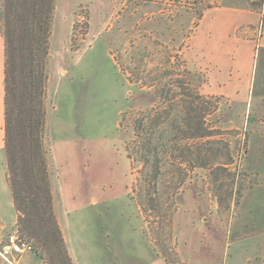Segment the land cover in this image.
Masks as SVG:
<instances>
[{
    "label": "rangeland",
    "instance_id": "1",
    "mask_svg": "<svg viewBox=\"0 0 264 264\" xmlns=\"http://www.w3.org/2000/svg\"><path fill=\"white\" fill-rule=\"evenodd\" d=\"M157 1L162 6L169 0H128L140 11L115 14L124 12L127 39L109 46L91 43L89 0H56L44 143L59 168L64 205L91 228L97 244L100 233L108 243L111 231L124 255L131 250L130 227L142 222L169 264H264V101L255 105L264 92L259 26L256 55L251 43L242 45V71L233 75L243 83L236 100L207 88V72L189 65L187 36L168 35L174 18L167 17V6L164 32H153L150 13ZM2 13L0 0V18ZM191 104L202 117L194 129L184 109ZM153 118L158 150L167 151L158 180L128 156V146L135 151L141 139L137 126ZM6 168L0 154V264H65L19 231ZM146 196L155 206L145 212ZM12 236L32 248L12 252ZM119 256L105 246L106 264H118Z\"/></svg>",
    "mask_w": 264,
    "mask_h": 264
},
{
    "label": "trees",
    "instance_id": "2",
    "mask_svg": "<svg viewBox=\"0 0 264 264\" xmlns=\"http://www.w3.org/2000/svg\"><path fill=\"white\" fill-rule=\"evenodd\" d=\"M55 4L56 0H3L0 27L6 57L4 148L19 231L47 254L73 264L55 210L49 153L44 143L47 59ZM184 109L191 117V128L201 126L202 117L194 115V104ZM156 125L158 121L153 118L137 126L139 144L135 151L128 146L129 158L135 160V155L154 180L162 173L163 159L167 157V151L158 150ZM153 206V200L146 196L144 211Z\"/></svg>",
    "mask_w": 264,
    "mask_h": 264
},
{
    "label": "crops",
    "instance_id": "3",
    "mask_svg": "<svg viewBox=\"0 0 264 264\" xmlns=\"http://www.w3.org/2000/svg\"><path fill=\"white\" fill-rule=\"evenodd\" d=\"M89 2L92 11L89 32L91 43L102 40L111 46L125 41L127 37L122 32V28L126 30L129 25L125 23L124 18L122 19L124 12L116 18L114 16L119 10L125 11L129 8L139 12L140 8L133 7V2L128 0H89ZM195 2H198L197 6ZM158 3L159 1L150 13L153 32L160 34L164 32L163 16L166 13L163 11L164 6H167L169 11L167 17L174 18L170 23L172 25L168 35L173 38L175 36L177 40L178 37H183L182 40H184L187 36L184 54L189 65L207 72V88L238 100L243 83L240 78L234 79L233 75L240 74L242 71V45L251 43V48L254 50L252 54L256 55L255 43L258 39L257 32L261 16L255 0H169L162 3V6ZM146 13L145 15H148ZM177 14L181 17L179 20H176ZM142 16L140 23L144 22ZM123 24L126 26L118 27ZM258 41L256 46L264 50V33ZM5 61V41L0 27V154H4L7 165L4 148ZM259 101H264V92H260L255 105H258ZM49 167L55 210L73 264H106L102 258L105 246L113 248L117 256L120 254L117 259L118 264H169L155 250L142 222L139 228L130 227L132 239L127 244L130 245L131 250L127 251V255H124V251L120 249L121 246L119 248L117 243L111 241V231H106L108 243L103 244L106 241L100 233L98 236L100 243L97 244L90 236L91 228L88 229L81 225L79 220H75L73 213L64 205L63 189L58 183L59 168L54 163L53 153L49 155ZM7 171L8 166L6 179ZM96 201V198H92L91 205L93 206Z\"/></svg>",
    "mask_w": 264,
    "mask_h": 264
},
{
    "label": "built area",
    "instance_id": "4",
    "mask_svg": "<svg viewBox=\"0 0 264 264\" xmlns=\"http://www.w3.org/2000/svg\"><path fill=\"white\" fill-rule=\"evenodd\" d=\"M258 1V10L261 16V20L259 22V35L262 36V29L264 27L263 19H264V0ZM261 38V37H260ZM259 38V39H260ZM32 247L25 241L18 239L15 236L11 237L10 250L16 253H23L26 250H30Z\"/></svg>",
    "mask_w": 264,
    "mask_h": 264
}]
</instances>
